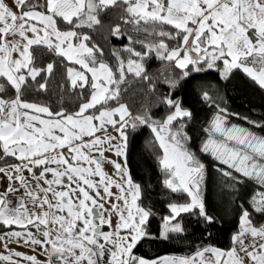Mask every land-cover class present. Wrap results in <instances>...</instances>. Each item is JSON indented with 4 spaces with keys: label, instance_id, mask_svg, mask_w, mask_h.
<instances>
[{
    "label": "snow or ice",
    "instance_id": "obj_1",
    "mask_svg": "<svg viewBox=\"0 0 264 264\" xmlns=\"http://www.w3.org/2000/svg\"><path fill=\"white\" fill-rule=\"evenodd\" d=\"M114 9L124 24L159 38L146 45L143 54L131 46L124 49L136 59L125 61L113 49L115 69L97 58L103 50L95 44L89 47L91 37L80 31L101 27V14ZM110 35H122L119 24L110 28ZM150 52L181 70L180 79L217 68L221 79L228 80L234 70H242L264 89V0H13L12 7L0 0V159L19 161L0 167L8 181L0 191V226L21 229L0 234V242L7 241L6 249L8 242L39 246L47 256L41 262L8 249V254H0V262L21 264V259H13L17 257L28 264H264V225H253L248 209H242L227 250L206 246L191 256L155 260L133 254L146 240L166 241L171 233H182V224L173 223L182 213L195 211L209 225L215 223L202 196L204 165L186 146L189 138L179 123L192 113L180 100L166 97L164 103L173 111L150 124L163 149V184L190 200L168 205L171 214L163 218L158 234L147 227L152 213L140 205L141 185L127 170V129L150 121L145 115L133 116L122 102L121 85L127 83V74L148 79L141 61ZM48 55L83 69H66L71 88L90 90L74 112H53L48 105L23 99L27 92L48 91L56 62L36 66L38 57ZM170 83L176 87L179 81ZM9 89L14 98L8 97ZM203 99L212 101L208 92ZM173 122H178L175 129ZM108 126L116 136L107 135ZM206 131L210 134L202 151L264 186V137L228 127L220 113ZM104 151L124 159V164L108 161L119 179L104 170ZM222 174L238 180L230 170ZM252 207L264 215V191L253 196Z\"/></svg>",
    "mask_w": 264,
    "mask_h": 264
},
{
    "label": "trees",
    "instance_id": "obj_2",
    "mask_svg": "<svg viewBox=\"0 0 264 264\" xmlns=\"http://www.w3.org/2000/svg\"><path fill=\"white\" fill-rule=\"evenodd\" d=\"M119 15V10H109L106 14H101V27L81 30L91 37L89 43L91 47L95 44L103 50V55L98 54L97 58L113 69L117 63L113 49L119 53L120 58L127 61L136 57L124 51L126 47L131 46L143 54L147 51L146 45L159 39L146 36L142 30L137 32L134 25L124 24L118 18ZM117 24L120 25L122 35H110V28ZM60 27L67 29L63 24ZM139 41H144L145 46ZM33 51L35 53V49ZM53 61L56 62V66L53 75L48 77V91L27 92L23 99L48 105L53 112L60 109H66L69 113L74 112L79 104L88 98L90 90L70 87L66 79V69L69 66H77L73 62L48 55L38 57L36 66L43 68ZM141 62L148 79L127 74V83L121 87L124 89L122 102L128 105L133 116L145 115L150 121L149 125L137 123L136 128L127 129L128 171L132 179L141 185L140 205L152 213L147 227L151 233L158 234L163 218L171 214L168 205L186 203L190 200L187 194H174L163 184L165 174L159 163L163 150L159 147L150 124L152 121L162 122L173 111L164 103L166 97L180 100L181 107L192 113L190 119H184L179 123L184 125L183 131L189 138L186 146L204 165L202 196L205 210L214 218L215 223L209 225L195 211L182 213L174 221L182 224V233H171L166 241L146 240L133 249V254L154 260L163 254L189 256L206 246L227 250L232 246V235L238 231L242 209H248L253 225H264V215L255 212L252 207L253 196L264 191V186L235 173V170L221 164L213 155L202 151L203 144L210 134L206 129H209L213 118L220 113L226 118L227 126L233 124L243 126L255 135L264 137V89L247 77L242 70H234L228 80L221 79L217 68L192 73L188 78L180 79L181 70L175 68L171 62L159 59L154 52L144 55ZM217 64L221 66L219 61ZM173 80L179 81L176 87L171 86L170 82ZM204 92H208L212 101L203 99ZM8 97L14 98L11 89L8 90ZM177 123L173 122V129ZM11 159L10 157L0 159V163ZM222 170L232 171L238 180L223 175ZM5 229L0 226V232Z\"/></svg>",
    "mask_w": 264,
    "mask_h": 264
},
{
    "label": "crops",
    "instance_id": "obj_3",
    "mask_svg": "<svg viewBox=\"0 0 264 264\" xmlns=\"http://www.w3.org/2000/svg\"><path fill=\"white\" fill-rule=\"evenodd\" d=\"M220 68H222V64H221ZM220 74H221V72H220ZM31 102H33V101H31ZM35 103H37V102H35ZM37 104H40V103H37ZM114 106H112V107H114ZM233 125H230V127L233 126ZM111 131H113L112 127L111 126H108V128H107V134H109ZM97 135H101V133L98 132ZM16 163H19V161L16 160V159H14V158H12L9 161L0 163V167H8V166L13 165V164H16ZM103 167H104V170H106L104 164H103ZM24 175L27 177V176H29V173L27 171H25L24 172ZM109 175H112L115 179H119L118 176L115 175V172L114 173H109ZM7 184H8L7 179L4 177L3 173H0V191H3L7 187ZM113 191L115 192L117 190L116 189H113ZM105 207L107 208L108 205H105ZM115 223H116V218H115V216H113V225H115ZM12 230L19 231L21 229L14 226L12 229L6 228L4 231L0 232V234L6 233V232L12 231ZM31 230L33 232H35V229L34 228H32ZM104 230L105 231H108L109 229H108L107 226H105ZM5 242H7V241L5 240L4 242H0V254H5L6 255V254H8V249H12L13 251H18V252L24 253L26 255H34L41 262H44V261L47 260V256L45 255V253L41 250V248L39 246L28 247V246H25L23 243L8 242V247L6 249L4 247V243ZM191 255H189V256H191ZM208 255H210V254H206V256H208ZM164 256L185 257L183 255H175V254H171V255H168L167 254V255H165V254H163V255H161V256H159L157 258L164 257ZM13 259H21V264H28V262L25 261V260H23L22 258L13 257ZM145 259H147V258H145ZM148 260H153V259H148ZM0 264H8V262H0ZM53 264H55V260H53Z\"/></svg>",
    "mask_w": 264,
    "mask_h": 264
},
{
    "label": "rangeland",
    "instance_id": "obj_4",
    "mask_svg": "<svg viewBox=\"0 0 264 264\" xmlns=\"http://www.w3.org/2000/svg\"><path fill=\"white\" fill-rule=\"evenodd\" d=\"M5 3L9 6V7H12L13 6V0H5ZM13 10L15 11V10H17V9H15V8H13ZM62 30H67V29H62ZM81 31V30H80ZM89 47H91L90 45H89ZM69 68H75V69H77V70H83L82 68H81V66L80 65H77V66H69ZM85 75H87V76H91V74L90 73H87L86 71H85ZM211 124V123H210ZM237 126V125H236ZM228 127H230V126H228ZM238 127H241V128H245V127H243V126H238ZM245 129H247V128H245ZM248 130V129H247ZM107 135H110V136H116L117 135V133L113 130V131H111L109 134H107ZM113 144H115V143H117V141H113L112 142ZM105 147H107V145H105ZM102 160H103V164H104V166H105V171L107 172V173H114L115 172V170H114V166L111 164V163H108V161H110V160H114V161H117V162H120L121 164H124V159L122 158V157H117L116 155H115V152L114 151H104L103 152V157H102ZM127 170H128V167H127ZM119 178V177H118ZM135 182V181H134ZM118 191V190H117ZM173 223H175L174 221H173ZM161 228H162V226H161ZM165 255H167V254H165ZM168 255H171V254H168Z\"/></svg>",
    "mask_w": 264,
    "mask_h": 264
},
{
    "label": "built area",
    "instance_id": "obj_5",
    "mask_svg": "<svg viewBox=\"0 0 264 264\" xmlns=\"http://www.w3.org/2000/svg\"><path fill=\"white\" fill-rule=\"evenodd\" d=\"M247 242V241H246Z\"/></svg>",
    "mask_w": 264,
    "mask_h": 264
}]
</instances>
